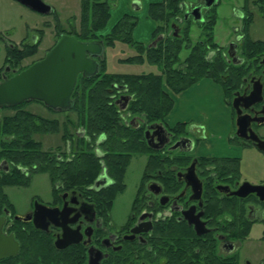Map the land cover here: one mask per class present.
Masks as SVG:
<instances>
[{
	"label": "flooded vegetation",
	"instance_id": "obj_1",
	"mask_svg": "<svg viewBox=\"0 0 264 264\" xmlns=\"http://www.w3.org/2000/svg\"><path fill=\"white\" fill-rule=\"evenodd\" d=\"M242 1L243 11L236 10L235 15L243 24L234 28V38L224 48L214 36L215 46H208L206 55L212 70L221 75L230 141L240 153L251 147L259 150L247 137L256 135L264 140V40L251 33L257 17L264 22V0L252 5L250 0ZM10 2L21 5L19 0ZM221 2L218 0L210 9H205V0L184 3V18L179 20H186V12L199 5L204 7L206 17ZM41 14L55 15L58 22L56 29L50 26L52 32L47 37L41 31V35L21 40L17 29H0V54L4 56L0 83L44 59L64 34L83 42H103L106 53L109 45L102 38L80 39V29L72 20L67 23L70 31L59 30L61 21L51 7L49 13ZM197 27L196 40L203 43L202 28ZM180 32L179 27L181 36ZM47 41L52 46L39 56ZM104 54L95 57L100 72L107 61ZM80 79L91 78L79 75L77 86ZM120 81L109 89L108 103L118 114L122 149L112 147L110 135L91 136L85 126L75 131V137L66 133L69 138L63 147L51 144L44 148L41 136L51 138L53 133L42 130V122L36 119L31 136L39 144L35 149L38 164L0 163V172L15 175V169L21 176V184H5L2 188H33L30 200L21 205V213L13 203H6L8 194L0 190V219L6 217L3 232L14 235L20 244L18 255L0 264H264V181L249 182L242 159L233 163L196 155L201 142L209 137L205 125L179 123L181 127L175 132L164 120L155 121L145 111H131L135 95L124 80ZM258 89L262 94L257 91L249 99ZM123 96L132 99L127 103L121 100ZM72 99L74 108V94ZM40 103L53 115L74 110H53ZM16 108L0 107V125L7 117L2 114ZM38 119L49 123L56 120ZM157 123H163L169 134L152 128ZM179 141L180 146L174 148ZM135 158L145 160L144 168L130 207L119 218L117 203L128 189L127 175ZM37 174L48 176L49 190L33 187ZM249 184L262 186L259 194L251 193ZM16 215L21 220H16Z\"/></svg>",
	"mask_w": 264,
	"mask_h": 264
},
{
	"label": "trees",
	"instance_id": "obj_2",
	"mask_svg": "<svg viewBox=\"0 0 264 264\" xmlns=\"http://www.w3.org/2000/svg\"><path fill=\"white\" fill-rule=\"evenodd\" d=\"M188 1L163 0L161 3L150 5L149 16L158 24L151 42L161 34L166 35V38L157 47H149L151 42L139 43L133 39V30L138 24V19L135 16H124L113 28V33L110 35H116L117 41L131 44V46L137 48V53H146L149 56V58L144 54L132 56L126 59L127 62H141L143 64L145 58H147L149 64L159 66L161 71L159 74L115 75L107 72L105 67H102V71L96 77L90 80L80 79L74 93L76 104L73 109L79 112V124L81 127L85 126L89 135L106 133L112 138V147L123 148L120 143L122 130L118 126V119H116L118 114L108 103L110 99L109 89L112 88L113 84L120 83V80H124L129 92L135 95L136 101L131 104L130 110L134 112L145 111L155 121L164 120L173 108V99L165 87L178 94L188 90L204 78H212L222 84L219 71L212 70V64L206 61V55L209 51L208 46H215V27L218 21L215 7L206 14L203 23L195 22L192 18L183 20L181 23L185 25V29H182V34L179 37H174L171 30L170 32L163 30L162 21L174 19L177 22L179 18H182L181 14L185 13L181 5ZM80 15L81 28L77 35L80 39L91 40L90 32L96 36V32H100L105 28L111 17V12L106 0H81ZM132 18L133 21H131ZM195 25L202 28L203 43L192 38V30ZM184 50L190 51L185 60V67L177 68L176 65L181 62V53ZM36 119L37 122H42V130H49L47 124L49 122L40 121L37 115L28 112H22L17 117L5 118V122L0 125V163L8 161L14 165H21L22 163L29 167L38 164L35 149L39 144L31 136L34 132ZM57 123L59 122L49 123V125L55 127ZM180 127L181 124H178L171 129L178 132ZM57 130L59 131V128ZM3 133H6L9 139H5ZM8 133L11 134L8 135ZM20 137L21 139H19ZM135 143H137V139ZM14 171L15 175L10 174L7 181H10L12 185H19L21 184V176H19V171L15 169Z\"/></svg>",
	"mask_w": 264,
	"mask_h": 264
},
{
	"label": "rangeland",
	"instance_id": "obj_3",
	"mask_svg": "<svg viewBox=\"0 0 264 264\" xmlns=\"http://www.w3.org/2000/svg\"><path fill=\"white\" fill-rule=\"evenodd\" d=\"M44 3L49 5L53 11H55L56 15L60 19L61 23L59 24V30H67L70 31L68 28V20H72L74 22L76 28L80 29V22H81V0H42ZM110 7V12L112 13L113 9H115L119 4L122 5L123 0H106ZM135 0H129V5L133 9V2ZM149 0H141V3L144 5L146 2L148 3ZM156 1H163V0H156ZM197 0H189L190 3L195 4ZM257 0H250L251 5L252 2ZM119 3V4H118ZM141 4V5H142ZM121 9H124V3L121 6ZM219 14V21L215 28V38L216 42L219 46H225L229 44L233 36V31L235 27H240L242 24L238 18H235V11H243V1L242 0H222L221 4L217 8ZM254 10V9H253ZM124 12V11H123ZM126 13V12H124ZM115 14V13H114ZM120 15V14H119ZM131 15H136V12L131 11ZM132 16V17H133ZM205 16V15H204ZM55 15H47L41 14L36 11H33L29 7L21 4L11 3L10 0H4L0 3V29L3 30L4 27H13L18 30L19 35H21V40L30 38L32 36L41 35L44 31L45 37L49 36L52 32V29H56L55 27L58 26V22L54 18ZM181 17H184V14H181ZM112 18V17H111ZM119 16L115 17V21L112 20L106 24L105 28H103L100 32L94 33L90 32V39L99 38L103 39L107 46L104 54L107 58L105 69L107 72L111 74H131V75H142V74H159L161 71L159 66L152 65L148 63L147 58H145L144 63L141 62L137 63H130L127 62L126 59L131 58L132 56L144 54L146 53H137V48L135 46H131V44L124 43L122 41H117L116 35L112 34V26L118 21ZM182 20V19H181ZM193 20V18H192ZM133 21V18L132 20ZM177 24L182 29H185V25L181 23L179 20L175 22L174 19L168 21H162L161 25L164 26V31L167 32L170 30L172 31V24ZM52 26V29L50 28ZM68 27V28H67ZM166 27V28H165ZM145 33L148 29H144ZM197 32V28L194 29ZM173 32V31H172ZM252 37L257 39L264 40V22L261 20L260 17H257L255 23L251 28ZM187 36V35H186ZM185 36V37H186ZM184 37V38H185ZM196 34L193 33L192 30V38L195 40ZM52 46V43L47 41L41 46L40 55H44V51L49 49ZM190 51H183L181 53V62L176 65V67L181 68L185 67V60L186 57L189 55ZM3 53L0 54V69L3 66ZM149 58V56L147 55ZM27 64V62H26ZM102 71V70H101ZM216 83L210 82L208 79H203L199 83H197L193 88L190 90L185 91L183 94L177 96L178 99L176 100V104L174 109L169 116V123L173 124L175 122H195L197 121L202 122L201 124L207 126L206 119L202 118L201 116H206L210 121V128L212 127L216 130V134L218 137L226 136V131L224 127L219 128V123L216 122V119L220 118L212 111L217 110L220 100L222 99V95L213 87H216ZM218 86V85H217ZM81 87V85H80ZM192 107V108H191ZM22 112H28L33 115H37L42 118H47L52 120L56 119L54 122H59L54 127L53 125L48 124L49 131L51 130L52 136L44 137L40 139L43 143V147L54 146V147H63L66 142V139L69 138L68 135L72 134V137H75V131L79 130L81 127L79 124V112L77 110H73L72 112L66 113H57L53 115L51 112H48L46 107L38 102V101H31L27 102L15 109V111L7 110L2 116H7L8 118H13L20 116ZM194 113V114H193ZM201 117L204 119L203 121L199 118ZM43 121V120H41ZM71 122L72 124L71 127ZM47 126V128H48ZM59 126V127H58ZM75 127V128H74ZM51 128V129H50ZM59 128V131L57 130ZM81 129V128H80ZM58 132H57V131ZM57 133V134H56ZM68 135H67V134ZM264 133V129H263ZM3 133L2 135H5ZM11 133H8L10 135ZM7 136V134H6ZM62 136L65 138L62 141ZM216 136V135H215ZM227 136H230L227 133ZM226 136V138H227ZM4 138V137H3ZM21 139V137L19 138ZM219 139L216 140V150L213 151V155H226V154H235L233 151V146L230 142H226V139ZM77 141V140H76ZM79 143L77 142V145ZM242 156V168L245 175V178L248 179L249 182L253 184H259L264 181V154L257 150L254 147L249 148L244 153H238ZM3 159V158H2ZM145 160L135 158L130 168L129 175H127V184L128 189L126 190L124 196L119 199L117 203V212L118 217H122L123 214L128 211L130 207V202L132 197L135 193V188L139 184V180L142 175V171L144 168ZM2 175L0 177V190L3 189L6 192L7 198L5 199L6 203L9 201L13 203L16 207L18 212L21 213V205H25L26 201L28 202L32 196V190L30 189H21L19 187H12L11 189H7V187L2 188L5 184H10V181H7L10 177V174H5L0 172ZM21 175V174H20ZM2 180V181H1ZM33 187L37 190H49L50 189V182L47 175L37 174L33 178ZM13 182V181H12ZM18 185V184H16ZM34 189V190H35ZM1 192V191H0Z\"/></svg>",
	"mask_w": 264,
	"mask_h": 264
},
{
	"label": "water",
	"instance_id": "obj_4",
	"mask_svg": "<svg viewBox=\"0 0 264 264\" xmlns=\"http://www.w3.org/2000/svg\"><path fill=\"white\" fill-rule=\"evenodd\" d=\"M21 4L39 13H49L50 7L41 0H19ZM218 3V0H205V9H210ZM133 9H141V1L133 2ZM203 6H195L185 14V19L191 17L195 22H204ZM172 29L176 36L179 35V27L173 24ZM165 35H159L149 47L156 46ZM103 42H83L74 35H62L57 44L47 53L42 60L36 61L19 74L0 83V107H18L26 102H43L53 110L68 111L73 108L72 96L75 92L79 75L92 78L100 73V63L95 57L104 54ZM262 94V89L253 91L249 99L256 94ZM131 96H123L121 100L127 103ZM254 104V103H251ZM161 128L169 134L163 123H157L152 128ZM154 138V134L151 136ZM149 138V137H147ZM253 141L256 147L264 153V140L256 135L247 137ZM151 144V141H149ZM182 141H179L174 148H178ZM251 193L259 194L262 186L249 184ZM239 196L238 192L235 193ZM6 217L0 219V261L16 257L20 250V244L14 235H7L3 232V225ZM21 220L20 215L15 216Z\"/></svg>",
	"mask_w": 264,
	"mask_h": 264
},
{
	"label": "crops",
	"instance_id": "obj_5",
	"mask_svg": "<svg viewBox=\"0 0 264 264\" xmlns=\"http://www.w3.org/2000/svg\"><path fill=\"white\" fill-rule=\"evenodd\" d=\"M161 2L162 1L149 0L148 3L146 2L145 5H144V3L143 4L141 3L142 4L141 5V9L138 10V11H135L134 9H132L130 7L129 0H123L122 5L124 3V6H125L124 9H121L122 5L118 3L119 4L118 7L114 6L116 8L113 9V11L111 13V17L113 18V20L115 19V17L117 19V17L119 16L118 21L112 26L111 29H113L124 16L131 15V11L134 10V12H136V15H134V16L137 17L138 24L133 30V39L136 42H139V43H149V42H151V40L153 39V36H154V34H155L156 30H157L158 24H157V22L155 20L150 18V16H149V8H150L151 4H153V3H161ZM188 3H190V2L188 1ZM217 10L218 9H216V13H217V16H218V21H219V14H218ZM123 11L126 12V13H124ZM131 16H133V15H131ZM111 17H110L108 23L112 20ZM235 18H238L240 20L238 15H235ZM218 21H217V24H218ZM240 22L243 24V22L241 20H240ZM242 24L240 25V27L242 26ZM196 28H197V32L194 31V29H196ZM144 29L145 30L148 29V31L145 33ZM193 33L196 34V36L198 37L199 31H198V27L196 25L193 27ZM204 79H208L210 82L216 83L218 85L217 86V85L214 84L216 87H213V89L217 90L222 95V99L220 100V104H219L217 110L212 111V112L220 117V118L216 119V122L219 123V128L220 127H224V130L226 131V136H227V133L230 135L229 113H228L227 107L225 105L226 92H225L223 86L219 82H217L216 80H214L212 78H204ZM201 80H203V79H201ZM201 80H199L194 85H192L188 90L193 88ZM165 89L168 92H170V96L173 99V108L169 112V114L166 116V118L164 119L165 124L167 126H169L170 128H173V127H176L179 123H192V122H175L173 124L169 123V121H170L169 120V116L171 115V113H172V111L174 109V106H175V104L177 102L176 101L178 99L177 96L183 94L185 91L177 94V93H174L173 91L169 90L167 87H165ZM201 117L206 119L205 121H207V126L206 127H207V130H208L209 137L207 139H205L203 142H201V144L199 146V149L196 151V155H198L200 157H211L212 156V157H216L217 159H221V160H224V161L227 160V161H230V162H233V163H237L239 160H241L242 156L238 154L240 151H237L234 147H233V151H234L235 154H230L229 153V154H226V155H216V156L213 155V151L216 150V145H215V143H217L216 140L224 139V138L221 137V136L218 137L217 134H216V130H214L212 127L210 128L211 121L206 116H201ZM201 117H195V118L196 119L200 118L203 121L204 119H202ZM197 122H199V123H196V124H201L202 123L200 121H197ZM193 123H195V122H193ZM226 136L224 135V137L226 139V142L228 141V142L231 143L230 136H227V138H226Z\"/></svg>",
	"mask_w": 264,
	"mask_h": 264
}]
</instances>
